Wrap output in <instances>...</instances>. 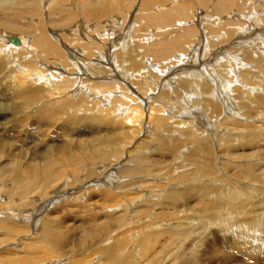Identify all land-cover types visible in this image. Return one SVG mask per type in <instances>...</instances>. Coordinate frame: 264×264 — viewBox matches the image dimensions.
Instances as JSON below:
<instances>
[{
  "label": "bare ground",
  "instance_id": "obj_1",
  "mask_svg": "<svg viewBox=\"0 0 264 264\" xmlns=\"http://www.w3.org/2000/svg\"><path fill=\"white\" fill-rule=\"evenodd\" d=\"M9 1L0 0V16H3L0 17V73L6 71L7 78L15 74L10 81L19 94H7L10 91L3 87L0 78V104L9 103L7 111H15L12 117L16 120L21 119L17 117L19 109L25 123H32L37 117L55 118L58 112L65 115L64 123L74 120L77 112L86 113L83 115L86 119L94 120L98 116L110 121L111 125L104 121L103 124L110 127L107 132L116 138L97 136L104 148H89L77 155L63 154L66 149L59 153L57 146L53 149L56 158L51 157L50 151L37 150L43 155L33 157L26 167L12 163L15 166L8 172L16 179L28 176L42 184L59 180L52 196L59 192L58 196L67 195V187L86 181V176L85 184L101 185L98 195H103L112 208L120 210L127 205L129 210L132 206L134 215L123 223L127 225L126 233L133 232L129 235V251H123L128 243L123 228L119 232L114 229L117 233L111 241L99 243L101 252L97 257L108 253L113 259L110 264H122L128 255L135 263L148 264L160 257L169 260L183 247L190 249L185 250L180 264H198L199 255L204 253H199L204 251L200 244L204 232L210 228L221 236L224 246L239 249L253 261L264 264V203L253 199L257 192L264 197V0H244L253 11L236 8L239 14L234 10L236 0H70L66 6L64 0ZM139 1L141 4L136 7ZM134 10L137 25L133 24L135 20H130V12ZM117 14L122 16L119 18ZM45 17L47 25H44ZM192 17L202 24L203 34ZM10 20L15 22L10 24ZM96 20L101 23L99 27L94 23ZM249 20L261 23L247 27L244 23ZM111 24L113 27L121 24L123 33L118 35ZM173 25L177 28L173 29ZM71 26L74 35L64 33ZM131 26L137 29L134 35L137 53L134 47L123 46L127 37L122 35L128 34ZM90 32L93 39H99L96 45H101L100 50H95ZM166 33L170 41H164V45L162 39ZM192 38H195L192 42L200 40L204 50L211 39V48L217 49L199 55L197 46H188ZM115 41L121 44L117 45L120 52L106 59L117 69H129L135 86L128 88L118 83L123 77L101 59L102 45L106 47L108 42ZM65 43L68 47L73 45L75 51L68 52ZM131 53L138 56L132 57ZM33 56H40V60ZM202 56L207 59L202 61ZM212 63L218 64V70L201 79ZM231 67L241 69L230 78L225 77ZM99 71L102 73L94 74ZM135 91L139 97L134 95ZM113 92L118 93L112 96ZM90 96L97 102L90 101ZM15 99L25 100V106L16 105ZM29 104L28 110L34 109L31 114L26 110ZM95 110L98 115H91ZM125 120L137 122L132 131L128 130L131 127L126 128ZM33 122L37 123V119ZM119 126L127 130L116 131ZM140 135L144 136L137 142ZM104 136L109 139H103ZM134 151L137 152L133 155ZM93 153L99 157V165L83 168L81 156ZM151 153L157 158L148 161L146 157ZM238 155L244 157L239 160ZM36 160L37 164L33 163ZM78 168L83 170L82 179L76 181ZM113 180L119 181L115 189L114 184L109 185ZM84 193L67 197L65 203L81 205L74 199L83 200ZM120 197L128 203L124 205ZM37 204L21 206L18 211L20 216H25L29 210L34 230L37 228L34 221L40 219L38 211L44 207L35 208ZM43 225H46L45 238L35 239L31 246H40L37 255L42 252L47 256L61 241L54 228L44 222L41 228ZM171 247L177 248L176 254L169 250ZM44 256L32 257L40 260V264H51L44 261Z\"/></svg>",
  "mask_w": 264,
  "mask_h": 264
},
{
  "label": "rangeland",
  "instance_id": "obj_2",
  "mask_svg": "<svg viewBox=\"0 0 264 264\" xmlns=\"http://www.w3.org/2000/svg\"><path fill=\"white\" fill-rule=\"evenodd\" d=\"M241 1H244V0H236L237 6L234 9L236 11V13H238V14L240 13V10H237L236 8H240L242 12H244V11L252 12L253 11V9H249L247 7L246 1H244V3H241ZM4 2H5V0H4ZM69 2H70V0H64L63 3L66 6ZM47 3H45V6L47 5ZM135 4H134L133 8L135 7ZM140 4H141V1L138 2V5L136 7H138ZM191 6H193V5H191ZM135 13H136L135 10H134V12H130V17L132 16V19H130V20H132V21L135 20V17H134ZM46 15H48V14L46 13ZM121 16H122V14L118 15L119 18ZM0 17H3V16H0ZM192 18L194 19V20H192L194 25L197 24L196 25L198 28L197 30H199L200 34L201 33L203 34L204 29H202V27H201L202 24L199 22H196L197 19L195 17H192ZM96 21L98 22L99 20H96ZM132 21H130L131 24H132ZM13 22H15V21L10 20L8 23L11 24ZM44 22H45L44 25L48 24V23H46V22H48V19L46 17H45ZM97 22H94V23H96L95 25H98V27H99V25L101 23L100 22L97 23ZM255 22H258V24L261 23V21L249 20V21H246L244 23V25H246L247 27H249V26L253 27V25H255ZM121 24L116 25L118 27H113L111 24L110 27L112 29L114 28L113 30H115L116 33H118V35H119V34L123 33V31H122L123 29L121 27H119V26H121ZM133 24L137 25L136 20L134 21ZM139 28H141V26ZM172 28L175 29V28H177V26L173 25ZM135 30H137V29H135L134 26L133 27L131 26L128 30V34L122 35V36L126 35V37H127L125 39L127 44H125L123 46H125V47L127 46V48L128 47L129 48L134 47L136 49V47H137L136 43L137 42L135 41L136 39H135L134 35H136L137 33ZM48 31L53 32L52 29H50ZM79 31H80V28H78V30H76V32H75L76 38L79 35ZM56 32L59 33V31H56ZM152 32L155 33L156 30L153 29ZM64 33L74 35L73 27L71 26L70 29L64 30ZM92 35L93 34L90 32L91 39H93ZM163 35H164V37L162 36L163 37L162 43L164 45H166L165 42H167V41L169 42L170 39H169L168 33L163 34ZM117 38H118V36H117ZM194 39L192 38L191 41L189 40L190 42H189L188 46H190V47L192 45L197 46L199 48V55L207 52L208 50H210V52H211V50L215 51L217 49L216 47H213V46H212L213 49L211 48V44H212L211 39L208 40L210 43L205 41V42H207L206 44H208V46H209L208 47L206 45L205 50H204L203 44H201L200 40H195V42H192ZM98 40L93 39V41H91V42H94V46H95V48H97L95 50H100V47H101V45L100 46L96 45L98 43ZM198 41H199V43H197ZM205 42H203V43L205 44ZM15 43H17V42H15ZM107 44L108 45L106 47H104L102 45V50H103L104 56H102L101 59H104L103 61L112 69V71L115 74L123 77V78H120L119 80H117L118 83H122L123 85L125 84L126 86H128V88L131 85L135 86V83H133L134 82V76L130 72L129 69H126V68L117 69L116 66L112 63V61H109L106 59L112 55H117L120 52L118 47H117L118 42L115 41L113 44L108 42ZM65 45H67V43H65ZM118 46L120 47L121 44ZM67 47H68V45H67ZM221 47L222 46H219V48H221ZM74 48L75 47L73 45H69L68 52L69 51L71 52L72 50L75 51L76 48L75 49ZM188 49H190V48H188ZM141 50H143V48H141ZM134 51H136V52H134ZM134 51H132V52L137 53V49ZM131 54H133V53H131ZM134 55H136V54H133L132 57H134ZM9 56L13 57V55L11 53L9 54ZM137 56L138 55H136L135 57H137ZM33 57L35 58L36 61L40 60V56H33ZM28 58H29V56H28ZM148 59H150V58H148ZM203 59L204 60L207 59L206 56H202L201 60L203 61ZM131 60H135V59L132 58ZM150 61L151 60H148L147 62H150ZM102 65H104V64H102ZM175 65L177 67L180 64L178 63ZM217 66H218L217 63H215V64L212 63L210 65V67L207 68V69H209L208 71L207 70L203 71V75H202L201 79H205V77H207V75H205V74H208L209 72L213 73V71H215V70L217 71L218 70ZM149 67L151 68L150 65H149ZM154 67H155V65H154ZM240 69L239 68L234 69L233 67H231L227 71L226 68H224V71H227V73H229V74L226 73L225 77L230 78L232 75L237 74L240 71ZM21 71L23 73H25V70H21ZM101 71L96 72L94 74H101L102 73ZM153 72H155V71H153ZM6 73H7L6 71L0 73L2 75V76H0V78H2L1 79L2 85H3V87H5V89L10 91V92H7V94H9L10 96H15V95L19 94V90L17 88H15L13 85H11V81H10V79H12L15 74L11 73V75L7 78V76L5 77ZM152 77H156V75H154ZM0 83H1V81H0ZM7 83H8V85H6ZM118 92H116V93L113 92L112 96L116 95ZM134 95L136 97H139V94L137 93V91L134 92ZM60 98H64V97H60ZM29 101H31V100H27V102H29ZM90 101H92L93 103H96L97 99L95 97L93 98L92 96H90ZM24 102H25V100L19 101V99H15L14 103H16V105L19 104V106H20V104H23ZM8 104L9 103H7V102H5L4 104H0V109H1V111H0V125H2V127H3V129L0 130V172H1L0 173V205H1L0 206V243L1 244H3V243L8 244V246H3V247H1V244H0V264H36V263L40 264L41 261L37 260V258L34 259L33 257H36V256L41 257V256H44V254H42V252H40V254L37 255V253L40 250V246H31V243L35 239L45 238L44 230H45L46 225H43V227L41 228V225L43 222L45 224H49V227L54 228L56 230V232L58 234H60L59 241H61V242H59L58 245L52 247L51 252L49 254H47V256L45 255L46 257L44 256L45 262L48 261L51 264H110V261L111 260L113 261V259L111 257H109L110 255L108 253H106L107 255L105 257H102V258L97 257V255L101 252V248H100L99 243H101L103 245L104 242L111 241L114 237H116L115 233H117V231L118 232L121 231L122 228H123L122 232H123L124 236L127 237V242H128V243H126V246L124 247L123 251L128 252L129 251L128 247H130V244H131V240H130L129 235L131 234V236H132L133 232L132 233L131 232L126 233L125 229L127 228L126 227L127 225L125 226V224H123V223H126V221L129 220V217L131 215H134L133 214L134 212L131 211L134 209L131 206V209H129L130 211L127 210V205H125V203H128V202L123 197H120V198L122 200H124L125 206L123 208H121L120 210H119V208H112V206H110V204L107 202V200H104L103 195H98V190L102 189L101 185L95 184L96 182H87V184H85L86 181L88 180V178L86 176H84L85 177L84 180H86V181L76 182V183L72 184V186L67 187V188H69V189H67L69 195H68V193H66L67 195L58 196V195H60L59 193H61V192H59L56 195L52 196V192H55L58 184H60L59 180L52 181V182H49L47 184H42L41 182H37L38 179H29L28 176H23L20 178L18 177L16 179L11 175L10 172H8V170H10L12 166H15L12 163L18 164L16 166H19V167H23V166L26 167L25 166L26 164L29 165L30 162H32L31 159L33 157L39 158L40 156H42L43 155L42 152H37V150L43 151V152L50 151V154L52 153L51 157H53V158L57 157L56 156V150H53L55 146L58 147L59 153H61L62 149L63 150L66 149L67 151L65 150L62 153L63 154L68 153V155H69V153L71 155H77V154L85 152L89 148L90 149L93 148L94 150L97 148V149L101 150V148H104V146H102L103 143L102 144L100 143L101 141L100 142L98 141L100 137L97 138V136H100V135H102V136L107 135L109 137L113 136V135L109 134L110 127L106 126V124H103V121H104V122L108 123L109 125H111L110 121L104 120V119L101 120L98 116L94 120L93 119H86L83 116L86 113L75 111V112H77L78 116H76V118L74 120L72 118L67 123H64V121L66 119V118L64 119L65 115L63 116V114H60L59 112L55 118L45 119L43 117H37V118L32 119L33 121H36V119H37V123H34L33 121H32V123H29V122L25 123L24 117L21 116V115H23V113L19 109H17V111H19L18 112L19 116H17V117H21V119L16 120L15 118L12 117V115L15 113V111H13V110L7 111V107H8L7 105ZM22 106L24 107L25 103L23 105H21V107ZM34 108L36 110V107H34ZM28 109H30V104H29V106H26V110L28 111L29 114H31V111L34 110V109H32L29 111ZM151 114H153V113L151 112ZM91 115H98L97 111L95 110ZM26 116L28 118H31L28 114H26ZM10 117H12V120H6V118H10ZM57 117H59V118L56 119ZM52 120H54L53 121L54 124H53ZM6 121H10V122H8L6 124L5 123ZM29 121H31V120L29 119ZM45 121H46V123H45ZM63 123H64V125H63ZM125 123H126V128L131 127L130 129H128L130 131H132L133 126L137 125V122H134V121L132 122V120H125ZM66 124H68V125L66 126ZM62 125L64 128L62 127ZM41 126H42V129H41ZM60 127L62 129H60ZM174 127H176V126H174ZM126 128L123 126H119L116 131H119V130L122 131ZM107 131H109V132H107ZM133 133H135V132H133ZM115 135L117 136L118 133ZM107 136H104L102 138L103 139L104 138L109 139V137H107ZM143 136L144 135H140L137 139V142H140V139H142ZM115 138L113 136L112 140H115ZM145 140H147V139H145ZM45 149H46V151H45ZM106 149H109V148L106 147ZM54 152H55V154H54ZM136 152L137 151H134L133 155ZM236 153H238V152H236ZM243 157L244 156H242V157L239 156L238 159L240 160ZM81 158L84 159V162L82 161L81 165L85 169L88 167L93 168L96 165H99L100 159L95 153L90 154V155H82ZM146 158L148 161L153 160V159L157 158V155H154L153 153H151ZM40 160L43 161L44 158H40ZM9 163H11V164H9ZM33 163L37 164V160L33 161ZM154 163L155 162H153L151 165L152 168H154ZM132 165L139 168V165L137 163H133ZM81 171H83V170H80L79 168L76 170V173L79 174L76 177V181H79L82 179V176H80V175H82ZM114 177L115 178L117 177V179L120 178L119 175H114ZM135 182H137V181H135ZM118 183H119V181L116 182V180H113L112 182L109 183V185L114 184L113 189H115L116 188L115 185H118ZM109 185H107V186L109 187ZM71 191H73V192H71ZM81 192L82 193L85 192L84 194H82L83 200L77 201L76 200L77 198L74 199L75 203H79L81 205H77V204L71 205V204L65 203V199L67 197H70V196L75 195V194L78 195ZM257 193L254 194V197H253V199L255 198L254 199L255 201L254 200H252V201L257 202L259 199V201L264 203V199H262L264 197H261V194L258 193L259 194L258 195ZM259 196H260V198H259ZM56 197H57V199H56ZM37 198H39L40 200H37ZM39 201H41V202H39ZM37 202H38V204L36 205L35 208H37L38 206H39V208H41V206H43V205H44V207L38 211L37 216L38 217L40 216L39 217L40 219L36 223L34 221V224L37 225L36 230H34L31 227L32 226V224H31L32 218L27 213V211H29V210H26V212L24 213V215L26 217L20 216V214H18V211H20L19 208L21 206L23 207L27 204H36ZM138 204H140V203L138 202ZM136 205H137V203L133 206H136ZM122 210L126 213H124ZM127 214H128V216H127ZM147 216L151 217L150 215H147ZM29 219H30V221H28ZM40 220H42V221H40ZM113 220H114V223H113ZM119 221H121V222H119ZM40 222H41V224H40ZM109 223L111 224L110 228H108V225H110ZM121 224H123V225L120 226ZM114 229H116L117 231L116 230L114 231ZM205 232H204V237L202 239L203 242L200 244L201 250H204V251H202V252L199 251V253L204 252L205 256H203L204 253L200 254L198 257L197 263L199 262L200 264H262V261L260 262L259 260H254L255 261L254 262L251 256L247 255L246 253H243L239 249H233L231 247L227 248V246H224L223 239L221 238V236H219V234L216 232L215 229L210 228V230H207ZM38 235H39V237H38ZM206 235H207V237H206ZM159 239L161 240V238H159ZM160 249H161V247L158 246L157 250H160ZM189 249H190V247H186V248L183 247L182 251H184V252L182 253V251L181 252L179 251L178 254H176L175 250H177V248L171 247L169 250L174 251V253L176 254L174 257L169 258V260H166V259L162 260L161 257L158 259H152V261L148 264H152V263L153 264L154 263H156V264H164V263L165 264H176V262H178V261L179 262L177 264H180L181 258H183L185 255L184 253L186 251H188ZM217 249H218V251H217ZM165 250L166 249H164L162 251H165ZM209 251H210L211 255H210V253H208ZM236 251H238V252H236ZM223 252H225L226 254ZM107 256L110 258V260L108 262H107V260H108ZM214 257L215 258L217 257L219 259L216 258V260H215ZM247 257H249V259ZM206 258L207 259L209 258V259L207 260ZM227 259H229V260H227ZM126 260L127 261L122 263V264H147V262H144V261L143 262L140 261L139 263H135L130 258L129 255H128V257H126ZM218 260H219V262H218ZM233 260L235 263L233 262ZM38 261H40V262H38ZM55 261H57V262H55ZM102 261H106V263H102ZM167 261H169V262L167 263ZM226 262H228V263H226Z\"/></svg>",
  "mask_w": 264,
  "mask_h": 264
},
{
  "label": "water",
  "instance_id": "obj_3",
  "mask_svg": "<svg viewBox=\"0 0 264 264\" xmlns=\"http://www.w3.org/2000/svg\"><path fill=\"white\" fill-rule=\"evenodd\" d=\"M16 40V39H15ZM15 42H17V41H15Z\"/></svg>",
  "mask_w": 264,
  "mask_h": 264
}]
</instances>
